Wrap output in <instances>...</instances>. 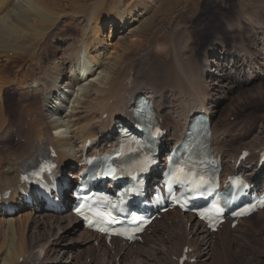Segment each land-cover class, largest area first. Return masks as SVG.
Wrapping results in <instances>:
<instances>
[{
	"label": "rangeland",
	"instance_id": "374dc122",
	"mask_svg": "<svg viewBox=\"0 0 264 264\" xmlns=\"http://www.w3.org/2000/svg\"><path fill=\"white\" fill-rule=\"evenodd\" d=\"M77 1L80 2L81 5H90L91 7L89 6L88 12L91 9H94V11L96 10V13L100 14L96 19L97 21H90L88 17L89 14L82 13L84 16L75 15L77 20L61 23L59 32L57 31L54 36L56 35L57 37V34L66 35L67 33L69 39L71 38L73 40V38L77 37V43L80 42V37H82V39L84 37V41H88L87 45L89 46L88 50L90 56L101 55L100 62L102 66L98 72L104 69L106 73L111 69L112 63L118 60V49L120 48L118 43L122 44L126 41L123 42L119 40V42H117V34L120 30L119 25L114 27V30L111 31V20L104 21L102 24L101 16L106 13V6L115 0H74V2ZM107 1L109 2L107 3ZM123 1V5H121L126 11L129 12L133 10V15L129 14L130 17H132L130 19L132 20V26H130V28L140 26L141 30L138 33L140 34L142 31L141 34L143 37L140 45L128 47L129 49L127 48V52L125 51L122 53V56H124L126 60H120L119 63L123 62L122 67L124 68V73L131 72L133 75H137L140 82L146 80H150L151 82L156 81L157 85L169 90L167 94L164 93V95H166L161 110L164 123H173V118H175L176 112L179 111V105L181 106L186 103L184 102L185 99L188 103L191 101L190 99H193L190 95L192 90H190L189 82L192 80L198 81V77L202 75L200 72H202V68L206 65V60L211 63L218 57L216 59L219 63V65L218 63L216 64L218 69L215 72L212 71L211 75H205L204 80L206 83L204 82V90L206 93H210L208 95L212 98H210L211 103L215 105V110H217L216 114L212 116L211 124L212 126L215 124L222 129V131L218 132L221 139H223L222 136L226 134V138L223 139L224 147L226 148V151L224 150L225 169L231 166L232 159L228 155L234 150H243L247 144V148H254L256 151H253L257 153L260 145L264 143V73H262L264 72V52L261 49V46L264 45V0ZM61 5H63L66 9L63 8L69 13L70 11L73 12L77 10V8L74 7L76 4L68 5L66 1H61ZM89 23H91V25H89ZM101 25L102 27L100 28ZM110 32L112 36H115L114 39H109ZM56 37H53L51 40L48 39V45L52 43L62 44V42L58 43ZM134 40H136V38L133 36V38H129L127 42ZM85 44L86 43L82 46L83 50L86 46ZM215 46L217 48L216 50L213 49ZM243 47L255 53V57L251 63L254 62L255 65L258 63L256 65L259 67L258 70L251 67V63L250 65H245L243 61L241 62L239 60L241 57L234 58L236 56L235 53L240 52ZM49 50V47L43 49L46 59H41L40 72L45 71L48 67H51L52 64L54 65L55 57L60 52L57 51L56 55H54L50 53ZM243 52L244 51H242V53ZM10 54L12 56L10 63L4 60L1 62L2 64L0 63V67L3 68L0 69L2 72L1 74L9 72V75H7L9 78L6 76L3 77L0 74V77H2L0 79V89L2 88L0 90V102L2 101L0 103V109L3 108L4 112L8 113V116L12 120L18 121L20 119L18 115L23 114V119L31 121L33 116L29 111L32 112V110H30L32 107L34 109L40 107L42 92H39L40 94L38 92L30 94V91L32 92V90H29L30 88H23V86L20 85V82L25 81L24 76L26 77L30 74L29 72L31 69L29 68L33 64L28 63L31 66L27 69L28 64L24 65L18 57H15V59L14 55H12V53ZM243 54H245V52ZM81 56L84 62L89 61L88 54L85 53ZM226 64L230 65V76L224 77V83L220 84L218 81L215 82L216 80L213 79L214 75L212 76V74H221L223 71L222 65L224 66ZM97 66L98 64H96V67ZM9 67L12 68L10 69ZM69 67L70 65H66L67 71ZM248 68H251L250 72ZM34 76L36 77L34 73L30 74V77ZM95 77L96 75L93 78ZM91 78H82L84 80L82 83L84 85L87 84V86L80 89L79 87L72 89L68 97L69 99L64 96L62 97L64 100L61 104L63 110L67 111V113L70 112L73 102L75 105L79 106L78 102L74 100L75 98L83 97L88 92V82ZM248 78H252L250 82L246 81ZM8 81H10L9 83L12 85H9V83H7ZM12 82L16 84L14 85ZM147 84H149V82H147ZM207 86L209 88H207ZM77 95L79 96L77 97ZM188 103L183 106L194 109L195 104L193 102H190L191 104ZM197 108L198 106L195 107V109ZM198 110L200 109L196 111ZM58 117L59 115H49V118L53 121ZM26 128L27 127H25V129ZM223 128H227L228 130L226 131ZM13 129L9 141L24 142L25 138L17 136L16 128L14 127ZM58 130L50 129L56 136L61 135V137L71 138L72 134L69 130V133L66 130L67 136H63ZM254 142L258 145H254ZM254 163L253 161L252 164ZM66 209H68L67 206ZM64 213H66V211H64ZM172 214L171 216L169 215L173 217L172 219L169 217L158 220L154 225L153 231L145 235L144 239L135 245L133 244L128 247V245L117 243L114 247V249H116L115 251L113 247L106 246L110 253L114 251L115 255H118L115 256L113 253L111 264H173L171 261L174 255L173 251H170L171 245L167 243L164 244V242L171 238L170 233L167 234V232H173V229H176V223L181 224V222L183 223L184 221L179 219L176 220L175 213ZM32 222L33 221H30V226L27 227L28 232L33 230V227L36 225ZM186 223L187 222H184V225ZM184 225H180L177 229L179 231L176 233L177 235H181V238L184 233ZM8 231L9 229L6 224L2 228L0 227V264H14L15 262V259L13 262L11 261L13 259V251H8L6 248V245L11 243L10 235H12L11 231ZM63 231L64 230H62L61 233ZM81 232H84V229L79 226L78 233ZM216 234V237H212V257L208 263L201 261L203 264H264V210L261 213L247 218L236 227H225ZM36 235L39 234L36 233ZM160 236H162L161 241L157 239V237ZM83 237L77 235V240L67 245L70 250L69 253L72 256H70V254H61L60 258H57L59 264H93L94 262L95 264H109L107 260L105 261V257L102 256V248H100L99 244L97 246L95 239L93 237L89 239L85 236ZM153 237H156L155 240ZM191 237L192 235L188 236V239ZM195 240L200 241L198 238ZM55 253H57V251ZM20 262H22V258ZM55 262L56 259H53L52 262L47 261L46 263L55 264Z\"/></svg>",
	"mask_w": 264,
	"mask_h": 264
},
{
	"label": "bare ground",
	"instance_id": "6f19581e",
	"mask_svg": "<svg viewBox=\"0 0 264 264\" xmlns=\"http://www.w3.org/2000/svg\"><path fill=\"white\" fill-rule=\"evenodd\" d=\"M61 1H66L68 5L76 4V6L74 7H76L77 10H72L73 12L70 11L69 13L67 10H65L66 8L61 5ZM108 2L109 1H107V3ZM122 2L124 1L115 0L114 2H110L106 6V13L104 12L105 14L101 16L102 24L104 21L111 20V31L114 30V27L118 25L120 26V30L117 34V42H119V40H122L123 42L126 40L125 43H118L120 47L118 49L119 53L117 52L118 60L112 63L111 69L107 71V74V72H104V69L98 72V70H100L102 66V63L100 62L101 55L90 56V52L88 50L89 46L87 45L88 41L85 42L84 37L83 39L82 37H80V42L78 40L79 43H77V37L73 38V36V40L71 38L70 40L69 37H67V33L66 35L57 34V37L56 35L54 36L57 31L59 32L61 23H65V21H76L77 18L75 15L84 16V14H89L88 17L90 18V21L96 20L97 17L100 16V14H97V11H94V9H91L88 12V9L91 7L90 5V7L87 4L81 5L80 2H74V0H0V63L3 60L10 63V59L12 58L10 53L14 55V58L18 57L24 65L32 63V66L28 64L27 69L29 68V66H31L29 68L31 69L29 73H34L36 77H30V74L26 77L24 76L25 81L20 82V85H22L23 88H30L29 90H32V92L30 91V94H35V92H42L43 95L42 99L40 100V107H37V109H34L32 107V109H30L32 110V112L29 111L33 116L31 121L23 119V114L18 115L20 117L18 121L12 120L8 116V113L4 112L3 108V110L0 109V191L11 190L12 197L10 198V200L13 204L17 203L19 209L14 212L15 215H7L8 210L1 208L0 227L2 228L6 224L9 231H11L12 233V235L8 234L11 236V243L9 242L10 244H7L8 246L6 245V248L8 249V251H13V259L11 261L13 262L15 259L14 264H47V261L52 262L53 259H56L55 264H59V260H57V258L59 259L61 254H70V250L67 245L72 241L77 240V235H81V237L85 236L87 239L92 238V236L94 235L87 229H85L84 232L78 233L81 223L79 220L75 219V217L69 211L59 215L62 210H60V212H52L48 208H45L41 203H38L36 206L25 204L20 205L19 199H23V197L22 195L17 194V190L21 186L19 184V176L21 172L25 168H27L30 163L35 161L38 156L44 150H47L50 146H54L56 148L58 152L57 161L60 162L62 169H71L73 167V164L76 163L75 158L80 155L82 148L85 146L84 144L88 141L89 138H92L93 140H97L98 138L102 139L100 144L95 143V149L101 148L104 150H109L111 147H106L104 146V144L111 142L112 139H114L118 135V131L116 129V125L118 123L125 121L127 123L129 122V120L131 119L130 112L132 109L131 101L138 94H147L149 96L151 95L157 106V112H159V115L162 116L160 111L163 107L162 104L165 100V95L169 92V90H166V88L157 85L155 80H153L155 82H151L150 80L140 82L137 75L133 76L131 72L124 73V68L122 67L123 62L119 63L120 60H126L124 56H122V53L125 52L128 47H135L137 45H140L141 39L143 37L141 34L142 31L140 34L138 33L141 30L140 26L130 28V26H132V20H130L132 17H130V15L133 13V10L129 12L126 11L122 6ZM89 25H91V23H89ZM101 27L102 25L100 26V28ZM109 36L110 40L115 38V36H112L111 32ZM133 36L136 38V40L127 42V40L131 37L133 38ZM53 37H56L58 43L62 42V44L52 43L48 45V39L51 40ZM84 43H86V46L83 50L82 46L84 45ZM46 47H49V52L54 55H56L57 51L60 52L55 57L54 65L51 63V67H48L45 71L40 72L39 70L41 67V59H46L43 53V49H46ZM261 47L262 51L264 52V45H262ZM213 49L216 50V46ZM242 51H244L245 54H243L244 52L242 53ZM85 53L89 55V61L87 62H84V59L81 56ZM235 55L236 56L234 58L241 57V59L239 60L241 62L243 61L245 65H250L255 57V53L253 51L247 48L244 49V47L240 50V52H236ZM216 59H214L211 63L206 60V65L204 68H202V72H200L202 73V75H200L201 77L199 76L200 79L198 77V81L192 80L189 82L190 90H192L190 92V95L193 97V99H190V102H193L195 104V107L198 106L197 109H200V111L201 109L206 110L208 115H211L209 120H212V116L216 114L217 110H215V105L211 103V96L208 95L210 93H206L204 90V78L205 75H211L212 71L215 72L218 69L216 67V64L218 63ZM96 64H98L97 67ZM66 65H70L68 71L66 69ZM256 65L254 62L251 63V67H254L258 70L259 67ZM222 67L223 71L221 74H212V76L214 75L213 79L216 80L215 82L218 81L220 84L224 83V77L230 76L229 74L231 73L229 64H226L224 66L222 65ZM0 69L3 68L0 67ZM250 70L251 68H248L249 72ZM1 73L2 72L0 70V74ZM3 74H1L3 77H7V75H9V72H5ZM95 75L96 77L93 78ZM1 78L2 77H0V79ZM82 78H91L88 82L89 90H87L88 92L83 97L75 98L74 101H77L79 106L75 105V103L73 102L72 109L67 113V111L63 110V106L61 105L64 102L62 97L64 96L68 98L72 89H75L76 87H79L80 89L87 86V84L84 85L82 83V81H84ZM129 78H131V82L128 81ZM251 79L252 78H248L246 81L250 82ZM9 82L10 81H8L7 83ZM147 82H149V84H147ZM12 83H14V85L16 84L15 82ZM10 84L11 83H9V85ZM208 86L207 88H209ZM164 93L166 94L164 95ZM78 96L79 95H77V97ZM46 98H49V101L46 105H44L43 101ZM184 102L186 103H184L183 105H187L188 102L186 101V99L184 100ZM183 105H179V111L176 112V119L173 118V123L167 122L164 125V127H167V129L169 130L167 137L165 138L166 142L179 139L184 129V125L191 117L199 112V110L196 111L197 109H195V107L194 109H190L186 108ZM105 113L107 114L106 117H104ZM50 114L56 116L59 115V117L53 121L49 118ZM108 126V129H110L109 135L106 132V128ZM14 127L16 128V135L20 138H25L24 142L9 141ZM25 127L27 128L25 129ZM50 129H60L58 130V132L63 136H67V131L69 130L72 134L71 138L61 137V135L56 136L52 133V131H50ZM223 129H225L226 131L228 130L227 128ZM219 131H222V129L214 124L212 126V140L214 142V147L222 152L224 151V141L220 140L221 137L218 135ZM225 135L224 137L226 138ZM256 142H254V145H258ZM247 147L248 146L246 144L244 148L247 149ZM251 150L255 149L253 148ZM241 151V149H236L230 155H228L229 157H231V159H234L233 164L231 163L232 166L228 168L229 172H240L246 170L251 182L259 180L261 175L264 174V168L260 172H258L256 169L257 162L259 161L261 156H259V154L254 155L253 153H251L248 161L246 162L247 164L236 169V160L239 158ZM92 152L93 150L90 151V154ZM252 161H255V163L252 164ZM69 176L75 177L73 175ZM65 200H67V197H65ZM171 212L175 213L176 220L179 219L183 220L184 222L186 221V215L183 216L178 211ZM190 218L191 220H193V223L190 229H188L187 223L185 224V228L183 231L185 234L183 233V237L181 238V235L176 234L177 231H179L177 229L180 226V223H176V229L173 227V232H167V234L170 233L171 238L170 240L164 242V244L167 243L168 245H171L170 251H175L177 256H181L183 252L182 250L185 245H189V247H193L194 256L196 258H200L199 262H196L195 264H203L201 261H205V263H208L213 254L211 239L212 237L201 221L192 219V214L190 215ZM30 221H33L36 225L33 227L31 224L33 230L28 232L27 227L30 226ZM62 230L64 231L61 233ZM36 233H38L39 235H36ZM190 235H193L194 238L192 237L191 239H188V236ZM155 238L156 237H153L154 240ZM197 238L200 239V241L195 240ZM157 239L161 241L162 236L157 237ZM117 243L121 242L114 241L111 246L107 245L105 242H99V246L100 248H102L103 252L102 256L105 257V261L107 260L109 264H111L113 260V253L116 250L114 249V247ZM106 246L113 247L114 251L110 253V251L107 250ZM56 251L57 253H55ZM70 256L72 255L70 254ZM21 258L22 262H20ZM171 263L177 264V262L175 261H171ZM93 264H95V262Z\"/></svg>",
	"mask_w": 264,
	"mask_h": 264
}]
</instances>
